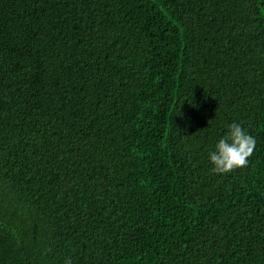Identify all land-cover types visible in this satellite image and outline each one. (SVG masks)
<instances>
[{
	"label": "trees",
	"instance_id": "obj_1",
	"mask_svg": "<svg viewBox=\"0 0 264 264\" xmlns=\"http://www.w3.org/2000/svg\"><path fill=\"white\" fill-rule=\"evenodd\" d=\"M66 259L264 264V0H0V264Z\"/></svg>",
	"mask_w": 264,
	"mask_h": 264
},
{
	"label": "clouds",
	"instance_id": "obj_2",
	"mask_svg": "<svg viewBox=\"0 0 264 264\" xmlns=\"http://www.w3.org/2000/svg\"><path fill=\"white\" fill-rule=\"evenodd\" d=\"M255 146V138L247 134L239 124L229 125L227 136L221 138L215 145V150L209 154L212 171L226 174L247 167ZM65 264H71L70 259H66Z\"/></svg>",
	"mask_w": 264,
	"mask_h": 264
}]
</instances>
